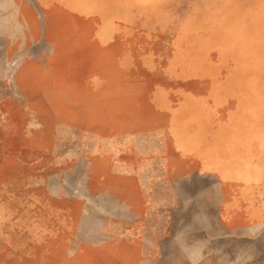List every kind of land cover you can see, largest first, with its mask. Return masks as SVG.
I'll return each mask as SVG.
<instances>
[{
  "label": "rangeland",
  "instance_id": "obj_1",
  "mask_svg": "<svg viewBox=\"0 0 264 264\" xmlns=\"http://www.w3.org/2000/svg\"><path fill=\"white\" fill-rule=\"evenodd\" d=\"M0 264H264V0H0Z\"/></svg>",
  "mask_w": 264,
  "mask_h": 264
}]
</instances>
